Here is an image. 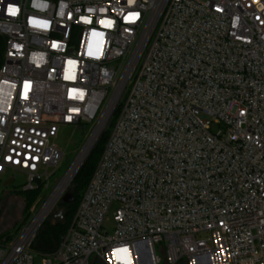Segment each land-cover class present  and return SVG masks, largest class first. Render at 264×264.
Segmentation results:
<instances>
[{
  "label": "built area",
  "instance_id": "built-area-1",
  "mask_svg": "<svg viewBox=\"0 0 264 264\" xmlns=\"http://www.w3.org/2000/svg\"><path fill=\"white\" fill-rule=\"evenodd\" d=\"M0 36V181L117 113L43 264H264V0H0ZM33 222L0 264H35Z\"/></svg>",
  "mask_w": 264,
  "mask_h": 264
},
{
  "label": "rangeland",
  "instance_id": "rangeland-1",
  "mask_svg": "<svg viewBox=\"0 0 264 264\" xmlns=\"http://www.w3.org/2000/svg\"><path fill=\"white\" fill-rule=\"evenodd\" d=\"M126 97H127V92L124 94L122 98V102L126 100ZM105 105L103 106V108L105 107ZM116 116L117 113L114 116V120ZM97 123L98 120L93 122V124H90L85 127L81 125V126H63L60 128L58 136L55 139L54 143L58 147V149L63 153L64 157L61 161L60 166L57 169L55 170L50 169L48 172L49 176L43 177V180L39 185L40 188L38 189L37 198L33 203V206L30 207L29 209L26 210L25 202L22 199V196L19 194L20 192L25 191V187L29 184V178L24 174L13 171H7L2 175L0 181V193H7L8 198L3 206L2 214L0 216V236L1 235L6 236L10 234V240L8 241V243H5L1 246H7L6 244H9L14 239H17L19 237L20 235V230L18 232L19 226H23V225L27 226L32 221H35V219L38 217V215L45 207V205L48 203V201L51 199V197L59 190L60 186L62 185L64 179L67 177L71 168L78 161L81 155L85 152L86 146L91 139V136L94 132V129L96 128ZM211 129L213 132H217L218 126L213 125ZM98 140L99 138L96 140L91 151L93 150L94 146L98 143ZM91 151L87 155L86 159L90 155ZM76 175L71 179L69 184L61 192L59 200L55 203L49 214L43 219L37 234H40V232L46 225L54 222L52 219V215L55 212L63 211V210L66 212V207H60V204L62 203V198L67 194V192H69L70 187L73 185V181ZM12 177L15 179L14 183L9 187H5V183L8 180H10ZM35 185L38 186L37 184ZM84 191L80 193L79 195L80 198L82 197ZM37 240L38 239H36V241L33 242V245L36 244ZM32 251L34 253V263L43 264L44 263L43 255L45 254L36 252L34 250ZM57 251L50 253L49 255H53ZM157 254L162 258L163 262H166L167 260L166 253L161 250L160 246L157 247Z\"/></svg>",
  "mask_w": 264,
  "mask_h": 264
},
{
  "label": "trees",
  "instance_id": "trees-1",
  "mask_svg": "<svg viewBox=\"0 0 264 264\" xmlns=\"http://www.w3.org/2000/svg\"><path fill=\"white\" fill-rule=\"evenodd\" d=\"M4 52H5V39L0 36V67L3 64L4 60ZM115 116V115H114ZM114 122V117L110 120L107 128L105 131L100 135L98 143L94 146L93 150L91 151L90 155L78 171L76 177L74 178L73 185L70 187L71 194L73 195V202L70 204H64L61 203V207H66V212H64V220L65 224L61 225L59 223H49L46 225L40 234H36V239L37 242L36 244L32 245V250L39 252V253H44V254H50L58 250L61 242L63 241V238L67 232L68 227L70 226L72 220H73V215L76 212L77 206L80 201V193L85 190L87 187L94 171L95 168L98 164V161L101 157L102 150L104 149V146L109 138L110 134V128L113 125ZM112 123V124H111ZM88 126V125H83V127ZM40 188L37 187L32 190H25L24 192H20L19 194L22 196V199L25 202L26 210L29 209L30 207L33 206V203L35 202L37 195H38V189ZM8 196L7 193H0V216L2 214L3 206L7 200ZM79 198V199H78ZM66 216V219H65ZM73 217V218H72ZM70 219V220H68ZM23 226L18 227V232L21 230ZM39 231V230H38ZM38 237V238H37ZM10 240V234L8 235H1L0 236V245H3L5 243H8Z\"/></svg>",
  "mask_w": 264,
  "mask_h": 264
},
{
  "label": "bare ground",
  "instance_id": "bare-ground-1",
  "mask_svg": "<svg viewBox=\"0 0 264 264\" xmlns=\"http://www.w3.org/2000/svg\"><path fill=\"white\" fill-rule=\"evenodd\" d=\"M99 128H100V126H99ZM99 128L92 135L89 143L86 146L85 152L81 155V157L78 159V161L71 168V170L69 171L67 177L64 179L62 185L60 186L59 190L51 197V199L48 201V203L45 205V207L42 209V211L40 212L38 217L33 222L34 227H38L42 223L43 219L49 214V212L52 210V208L55 205V203L59 200L61 192L69 184V182L71 181L73 175L75 174V172L79 168V165L83 161L86 153L88 152V150L90 149V147L92 146L94 141L96 140V138L98 136Z\"/></svg>",
  "mask_w": 264,
  "mask_h": 264
},
{
  "label": "water",
  "instance_id": "water-1",
  "mask_svg": "<svg viewBox=\"0 0 264 264\" xmlns=\"http://www.w3.org/2000/svg\"><path fill=\"white\" fill-rule=\"evenodd\" d=\"M97 140V138H96ZM96 140L94 141V143L92 144V146L90 147V149L88 150V152L86 153L83 161L81 162V164L79 165V168L77 169V171L75 172V174L73 175V177L78 173L79 169L82 167L83 163L85 162V159L87 157V155L89 154V152L91 151L93 145L95 144ZM72 177V178H73ZM14 183L13 179L8 180L5 183V187H9ZM35 183L39 186L40 185V181L36 180ZM74 200L73 195L71 194V191L69 190V192H67V194L62 198V203L64 204H70L72 203ZM52 219L54 221V223H59L61 225L65 224V220H64V212L63 211H57L52 215Z\"/></svg>",
  "mask_w": 264,
  "mask_h": 264
},
{
  "label": "snow or ice",
  "instance_id": "snow-or-ice-1",
  "mask_svg": "<svg viewBox=\"0 0 264 264\" xmlns=\"http://www.w3.org/2000/svg\"><path fill=\"white\" fill-rule=\"evenodd\" d=\"M13 14H14V10H13Z\"/></svg>",
  "mask_w": 264,
  "mask_h": 264
},
{
  "label": "flooded vegetation",
  "instance_id": "flooded-vegetation-1",
  "mask_svg": "<svg viewBox=\"0 0 264 264\" xmlns=\"http://www.w3.org/2000/svg\"><path fill=\"white\" fill-rule=\"evenodd\" d=\"M61 207V206H60Z\"/></svg>",
  "mask_w": 264,
  "mask_h": 264
}]
</instances>
